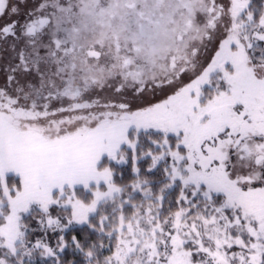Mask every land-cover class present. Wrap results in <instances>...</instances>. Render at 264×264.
<instances>
[{"label":"snow or ice","instance_id":"6c2138e0","mask_svg":"<svg viewBox=\"0 0 264 264\" xmlns=\"http://www.w3.org/2000/svg\"><path fill=\"white\" fill-rule=\"evenodd\" d=\"M0 264H264V0H0Z\"/></svg>","mask_w":264,"mask_h":264}]
</instances>
